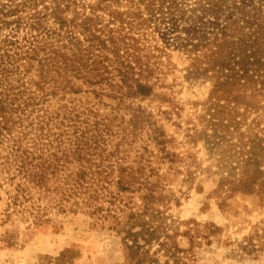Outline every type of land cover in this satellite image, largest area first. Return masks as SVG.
<instances>
[{"label": "trees", "instance_id": "trees-1", "mask_svg": "<svg viewBox=\"0 0 264 264\" xmlns=\"http://www.w3.org/2000/svg\"><path fill=\"white\" fill-rule=\"evenodd\" d=\"M173 51L211 82L201 127L186 136L222 151L214 192L264 206V0H0L7 219L39 226L75 208L131 242L128 264H189L167 214L171 171L189 154L165 130L168 110L152 105L172 101L159 88ZM230 120L235 165L219 150L234 144ZM245 248L264 252V221Z\"/></svg>", "mask_w": 264, "mask_h": 264}, {"label": "rangeland", "instance_id": "rangeland-1", "mask_svg": "<svg viewBox=\"0 0 264 264\" xmlns=\"http://www.w3.org/2000/svg\"><path fill=\"white\" fill-rule=\"evenodd\" d=\"M187 65L184 55L172 52L162 77L164 87L159 88L172 101H152L153 106L168 110L162 121L168 135L174 136L176 151L189 154L187 164L175 163L176 170L181 171H171L168 185L173 197L167 214L177 220L178 243L189 249V264H264V252L250 253L245 248L254 227L264 221V206L257 197L240 193L222 203V197L214 192L222 151L218 154L216 149H209L203 138L188 141L186 136L188 126L200 124L197 115L203 112L211 88L209 78L193 77ZM251 119L249 115L242 122L245 139ZM230 123L233 132L227 131V138L231 137L234 144L219 150L233 155L227 161L235 165L240 134L234 121ZM5 206L0 200V264H128L131 242L115 229L94 225V219L81 210L53 211L47 224L37 226L18 215L7 219Z\"/></svg>", "mask_w": 264, "mask_h": 264}]
</instances>
